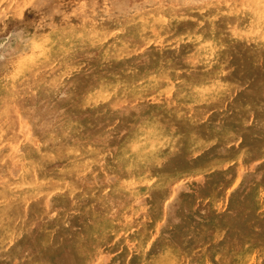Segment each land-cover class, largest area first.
<instances>
[{
    "label": "rangeland",
    "instance_id": "1",
    "mask_svg": "<svg viewBox=\"0 0 264 264\" xmlns=\"http://www.w3.org/2000/svg\"><path fill=\"white\" fill-rule=\"evenodd\" d=\"M0 264H264V0H0Z\"/></svg>",
    "mask_w": 264,
    "mask_h": 264
}]
</instances>
